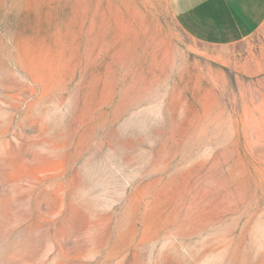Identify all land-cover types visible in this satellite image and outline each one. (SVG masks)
<instances>
[{"label": "rangeland", "instance_id": "374dc122", "mask_svg": "<svg viewBox=\"0 0 264 264\" xmlns=\"http://www.w3.org/2000/svg\"><path fill=\"white\" fill-rule=\"evenodd\" d=\"M0 50V264H264V22L0 0Z\"/></svg>", "mask_w": 264, "mask_h": 264}, {"label": "crops", "instance_id": "0c3cea01", "mask_svg": "<svg viewBox=\"0 0 264 264\" xmlns=\"http://www.w3.org/2000/svg\"><path fill=\"white\" fill-rule=\"evenodd\" d=\"M167 5L183 35L203 46L241 43L264 22V0H167Z\"/></svg>", "mask_w": 264, "mask_h": 264}, {"label": "bare ground", "instance_id": "6f19581e", "mask_svg": "<svg viewBox=\"0 0 264 264\" xmlns=\"http://www.w3.org/2000/svg\"><path fill=\"white\" fill-rule=\"evenodd\" d=\"M1 51V50H0Z\"/></svg>", "mask_w": 264, "mask_h": 264}]
</instances>
